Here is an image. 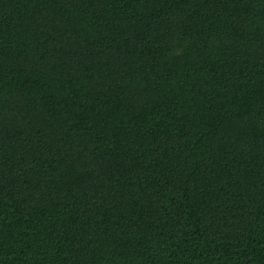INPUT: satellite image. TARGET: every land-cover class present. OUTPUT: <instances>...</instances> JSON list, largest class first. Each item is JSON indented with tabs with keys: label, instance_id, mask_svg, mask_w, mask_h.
<instances>
[{
	"label": "trees",
	"instance_id": "1",
	"mask_svg": "<svg viewBox=\"0 0 264 264\" xmlns=\"http://www.w3.org/2000/svg\"><path fill=\"white\" fill-rule=\"evenodd\" d=\"M0 264H264V0H0Z\"/></svg>",
	"mask_w": 264,
	"mask_h": 264
}]
</instances>
